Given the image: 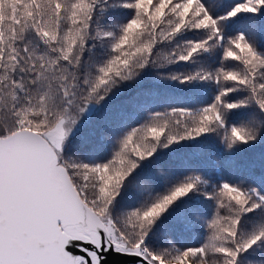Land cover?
Segmentation results:
<instances>
[{"label": "snow or ice", "instance_id": "1", "mask_svg": "<svg viewBox=\"0 0 264 264\" xmlns=\"http://www.w3.org/2000/svg\"><path fill=\"white\" fill-rule=\"evenodd\" d=\"M0 264H264V0H0Z\"/></svg>", "mask_w": 264, "mask_h": 264}, {"label": "trees", "instance_id": "2", "mask_svg": "<svg viewBox=\"0 0 264 264\" xmlns=\"http://www.w3.org/2000/svg\"><path fill=\"white\" fill-rule=\"evenodd\" d=\"M208 211L210 212L211 209L209 208ZM200 231H201V228H200L199 226H197L196 233L198 234ZM189 242H192V243L198 242L197 235H194V236L189 240Z\"/></svg>", "mask_w": 264, "mask_h": 264}]
</instances>
